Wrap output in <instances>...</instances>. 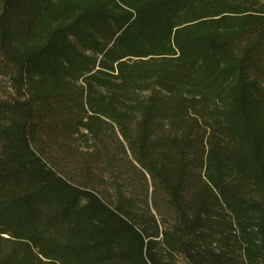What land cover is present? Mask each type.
<instances>
[{"label":"trees","instance_id":"16d2710c","mask_svg":"<svg viewBox=\"0 0 264 264\" xmlns=\"http://www.w3.org/2000/svg\"><path fill=\"white\" fill-rule=\"evenodd\" d=\"M0 264H264V3L0 0Z\"/></svg>","mask_w":264,"mask_h":264},{"label":"rangeland","instance_id":"374dc122","mask_svg":"<svg viewBox=\"0 0 264 264\" xmlns=\"http://www.w3.org/2000/svg\"><path fill=\"white\" fill-rule=\"evenodd\" d=\"M258 1H260L261 3H264V0H258ZM8 94H14V91L12 90L10 86V82L8 78L0 76V98L6 97ZM179 264H186V263L180 260Z\"/></svg>","mask_w":264,"mask_h":264}]
</instances>
